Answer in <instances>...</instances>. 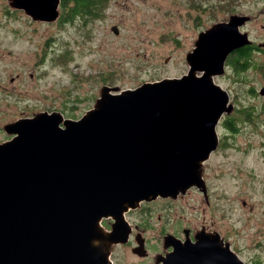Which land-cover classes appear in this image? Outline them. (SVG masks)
<instances>
[{"label":"water","instance_id":"95a60500","mask_svg":"<svg viewBox=\"0 0 264 264\" xmlns=\"http://www.w3.org/2000/svg\"><path fill=\"white\" fill-rule=\"evenodd\" d=\"M7 1L32 21L53 23L59 16L60 0ZM111 32L118 35L117 27ZM240 42L233 26L206 34L188 74L106 95L65 130L56 114L10 126L12 138L0 144V177L11 179L15 197L4 202L0 184V264H108L98 247H89L98 223L121 218L110 241L124 243L125 211L198 186L199 168L217 149L216 127L230 107L213 76ZM44 193L52 194L47 205ZM137 246L132 253L145 257L144 240ZM171 246L162 264H244L214 240Z\"/></svg>","mask_w":264,"mask_h":264},{"label":"rangeland","instance_id":"374dc122","mask_svg":"<svg viewBox=\"0 0 264 264\" xmlns=\"http://www.w3.org/2000/svg\"><path fill=\"white\" fill-rule=\"evenodd\" d=\"M200 1L211 6L217 2ZM200 1L111 0L99 20L80 28L32 21L10 8L7 0H0V144L12 138L8 128L22 120L56 114L65 130L68 121L86 119L98 109L106 95L188 74L195 42L224 27L218 21L224 18L223 11L219 17L209 16L206 10L201 14ZM247 8L255 17L245 30L263 40L264 15L257 11L262 2ZM112 26L118 35L111 32ZM223 71L213 81L229 94L232 105L216 127L220 146L201 164L202 181L194 186L200 189L206 184L208 199L201 190L188 192L179 215L185 231L188 224H213L210 232L220 246L244 264H264V98L246 95V84H236L230 78L232 70ZM202 74L193 72L195 78ZM244 77L250 78L249 88L258 91L264 85L259 75ZM247 108L248 119L241 113ZM70 111L78 120L67 119ZM223 120L233 123L236 131L226 129ZM111 219L117 220H105ZM104 223L95 226L89 242L97 241V250L108 257V264L165 260L172 237H160L156 216L144 234L146 259L112 243L114 225L109 229ZM203 228L196 231V241ZM182 235L180 242L186 237Z\"/></svg>","mask_w":264,"mask_h":264},{"label":"flooded vegetation","instance_id":"af4514ba","mask_svg":"<svg viewBox=\"0 0 264 264\" xmlns=\"http://www.w3.org/2000/svg\"><path fill=\"white\" fill-rule=\"evenodd\" d=\"M260 1L262 2V8L257 11L260 14L264 15V0H256L254 2H246L244 0H217V2L213 3V6H211L209 3L204 4L200 1L201 14L204 13L202 11L206 10V12H209V16L219 17V14H221L220 11H223L222 14H224V18L218 21L222 22L224 27L233 26V31L240 38V43L242 44V46L235 48L226 56L222 68L224 70V73L228 70H232V76H230V78L233 79L236 84H246V95L250 94L252 96H254L255 94L261 96L259 92L264 87V85L261 86L258 91L254 88H249L247 87V84L249 83L250 78L243 76H247L251 73H254L255 75H259V78L264 81V39H258L255 36L253 37L250 33L248 34L245 30V27L247 23L253 20L255 17L253 12L247 8V5L255 7L257 6V2ZM261 27L264 29V26ZM200 42L201 40H197L195 42L194 51L199 49ZM237 67H245V70L241 71V74L239 73L238 76L236 75L237 73L234 72L235 68ZM261 97L264 98V96ZM230 104L231 101H229V105ZM219 141L220 138L218 139V146L216 150H218L220 146ZM206 188V184H204V186L200 189L194 188L193 186V188L190 187V189L185 192L180 191L176 196L159 197L152 201H143L137 207L128 209L124 212L122 219L125 221L126 228L129 230V233L127 235V241L124 243H120L119 245L123 244V246H126L127 249H129L132 253L133 249L138 247L137 240L143 239L144 249L145 251H147L148 242L144 234L148 229L152 228V221L155 216L160 222V237H164V239L172 237L171 242L180 240L183 236L182 233L184 232L186 234V237L181 242L184 243L185 241H188L194 244L197 242L194 235L196 231L201 227H204L205 231L203 228L204 233H201L198 239H201L202 237L206 240H214V235H212V233L210 232V230L212 231V229L215 228L213 224H202L198 227L188 224L186 226L187 230L185 231L184 224L181 223L182 218L179 215L184 208V196L188 194V192L196 190L203 191V194L205 195ZM205 198L208 199L207 194ZM202 214H206V211L203 210ZM120 219L116 221L111 219L109 220V223H107V220H104V225H106L110 229V227L112 225H115ZM172 249V246H170V249L167 253H170ZM237 251L240 252V250ZM147 256L148 254L142 259H146Z\"/></svg>","mask_w":264,"mask_h":264},{"label":"trees","instance_id":"16d2710c","mask_svg":"<svg viewBox=\"0 0 264 264\" xmlns=\"http://www.w3.org/2000/svg\"><path fill=\"white\" fill-rule=\"evenodd\" d=\"M110 3L111 0H60L58 8L59 16L56 23L59 25L65 24L70 27L87 28L91 26L92 22L101 18ZM243 70H245V67H237L234 72H236L238 76ZM241 113L243 115L242 117H246L247 119L248 116L250 117L248 108L246 112L242 111ZM67 116H69L67 119L78 120V117L76 118L72 111H70V114H67ZM223 126L233 133L236 131L233 123H229L228 120H223Z\"/></svg>","mask_w":264,"mask_h":264},{"label":"bare ground","instance_id":"6f19581e","mask_svg":"<svg viewBox=\"0 0 264 264\" xmlns=\"http://www.w3.org/2000/svg\"><path fill=\"white\" fill-rule=\"evenodd\" d=\"M113 120V122H115L116 123V121H115V119L113 118L112 119ZM0 184L2 185V186H4V188H6L5 189V192L7 193V195L4 197V196H2V197H4L2 200L5 202L6 200H5V198L6 197H8V199L10 200V199H12V198H14L15 197V193H14V191H15V189L14 190H12V188H11V179L9 178V177H7V178H4V177H0ZM3 188V187H2ZM28 191V190H27ZM22 192V191H21ZM50 192V191H49ZM51 197H52V194H48V193H44L42 196H41V201L44 203V204H46L47 205V203L51 200ZM55 197V196H54ZM53 197V198H54ZM13 200V199H12ZM55 200H57V198L55 199ZM52 204V203H51ZM52 205H54V204H52ZM124 206H126V204L124 205ZM52 209V208H51ZM32 239H34V238H32ZM40 239V238H39ZM43 246V245H42ZM89 247L90 248H92V249H96L97 247H99V244H97V242L96 241H91L90 243H89ZM33 249V248H32Z\"/></svg>","mask_w":264,"mask_h":264}]
</instances>
